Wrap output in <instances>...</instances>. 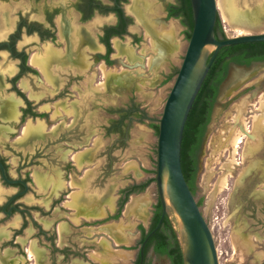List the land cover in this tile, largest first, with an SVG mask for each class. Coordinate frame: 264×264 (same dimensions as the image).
<instances>
[{
    "label": "flooded vegetation",
    "instance_id": "af4514ba",
    "mask_svg": "<svg viewBox=\"0 0 264 264\" xmlns=\"http://www.w3.org/2000/svg\"><path fill=\"white\" fill-rule=\"evenodd\" d=\"M183 7V0H0V264L34 261L24 246L23 233L30 221L32 237L42 234L50 243L54 264L57 251L65 258L79 252L56 245L55 236L38 221L40 214L35 216L34 209H42L41 194L36 190L28 195L34 186L49 192L44 206L50 210L69 198L67 205L82 226L102 223L104 197L110 195L98 187L103 174L96 175L103 171L105 131L125 143L134 121L159 123L127 94L136 68L147 67V54L162 58L157 64L164 65L181 53V35L189 40ZM164 34L171 40L162 53ZM145 36L149 51L141 53L144 60L139 61L133 49ZM127 37L130 43L125 42ZM116 41L128 50L119 52ZM179 69L172 66L166 80ZM127 110L133 112L120 130ZM104 111L109 114L106 123ZM145 182L133 180L119 188L115 204L106 208L107 220L119 219L121 201L129 192V198L137 194L134 189ZM255 196L260 206L258 263L264 264V186ZM53 229L58 231L55 224ZM60 229L64 233L67 226ZM32 249L44 264L35 240ZM15 252L19 256L13 258Z\"/></svg>",
    "mask_w": 264,
    "mask_h": 264
},
{
    "label": "rangeland",
    "instance_id": "374dc122",
    "mask_svg": "<svg viewBox=\"0 0 264 264\" xmlns=\"http://www.w3.org/2000/svg\"><path fill=\"white\" fill-rule=\"evenodd\" d=\"M220 1L224 0H217V3L227 36L264 32V0H226L228 8L236 12L242 20L237 17L233 22L225 19ZM130 5L127 3L125 7L128 9ZM173 22L171 19L169 23ZM180 38H182L181 53L175 58V62L164 65H158L162 62L160 60L162 58L158 59L156 56L152 57V54H147L149 40L146 36L139 43V47L135 49L131 47L135 52L136 60H144L141 53L147 54L148 57L147 67L136 68L133 74L135 82H132L127 95L133 96L138 103L144 105L148 114L155 120L160 119L162 115L176 77L167 81L166 75L172 72V66L180 67L187 49L188 40L185 35H181ZM125 42L130 43L131 38L127 37ZM167 45L161 40L162 53L167 50ZM123 50L127 51L128 48L124 46ZM120 56L127 62L132 61L127 54ZM151 61L156 62L154 67ZM263 76L264 69H261L245 86L222 102L218 107L217 119L199 152L196 198L197 200L203 198L201 209L215 236L220 264H259L256 231L257 210L260 206L256 203L255 195L257 189L264 186ZM260 80L261 85L256 86ZM125 84L128 85V81ZM103 116L106 123L109 114L104 111ZM150 122L134 121L125 143L118 140L117 134H109L105 131L104 166L103 171L99 170L96 176L103 174L100 184L98 181V187L110 197H104L101 224L90 225L91 222H88V226H82L73 215L76 211L67 205L69 198L57 203L55 208L50 210L49 206H44L47 204L45 199L49 192L42 193L34 186V190L32 189L28 194L31 195L36 190L41 194L38 201L43 210L37 212L34 209L35 216L40 214L38 221L44 229L55 236L56 245L79 250L78 254H71L66 258L63 253L57 251L56 264H133L137 259L141 239L138 226L142 224L146 229L150 227L153 205L158 200L156 181L151 182L138 197L132 196L128 199L119 219L107 220L106 208L111 209L110 204L113 201L115 204L116 192L122 186L133 180H141L144 176L152 178L156 176L158 133ZM240 131L244 134L239 142L238 152H235L233 140L241 133ZM144 133H147L148 137H143ZM140 169L145 171L148 169L149 173L142 174ZM143 195H146L147 200L144 210L137 208L127 212L128 204L134 198L142 199ZM145 213L146 219L143 217ZM89 219L91 218L88 217ZM92 222L94 223L95 220ZM54 224L57 232L53 229ZM62 224L67 226V231L64 233L60 229ZM32 228L33 223L30 221L23 233L24 238L27 239L24 246L29 248L28 257L35 240L43 263L54 264L50 243L42 234L32 237L30 232ZM95 233H100V238L94 235ZM16 256H19V252H15L13 258ZM36 256H33L34 261L25 264H41ZM148 259L151 264H171L167 256L156 254L152 249L149 251Z\"/></svg>",
    "mask_w": 264,
    "mask_h": 264
},
{
    "label": "water",
    "instance_id": "95a60500",
    "mask_svg": "<svg viewBox=\"0 0 264 264\" xmlns=\"http://www.w3.org/2000/svg\"><path fill=\"white\" fill-rule=\"evenodd\" d=\"M191 5L194 22L192 34L159 119L156 183L162 205V218L169 216L175 225L184 264H220L213 231L183 172L181 149L184 129L195 99L220 50L234 44L264 41V32L219 39L215 30L219 15L217 0H191ZM261 69H264V62L250 65L234 61L229 63L227 75L219 85L212 118L201 148L217 119L218 107ZM259 85L261 80L256 83V86ZM145 242L140 251L142 259Z\"/></svg>",
    "mask_w": 264,
    "mask_h": 264
},
{
    "label": "trees",
    "instance_id": "16d2710c",
    "mask_svg": "<svg viewBox=\"0 0 264 264\" xmlns=\"http://www.w3.org/2000/svg\"><path fill=\"white\" fill-rule=\"evenodd\" d=\"M183 1L185 23L189 26L187 35L190 38L194 25L192 5L191 0ZM215 30L217 38H227L220 15H218ZM231 61L246 65L255 61H264V41L244 42L223 47L214 60L195 99L185 125L181 149L183 172L195 197L198 194L199 152L207 126L212 118L213 107L216 103L219 92V85L226 77L229 63ZM168 79L170 80L171 77ZM125 112L126 114L122 115L121 120L119 121L120 130L124 119L128 118L133 111L127 110ZM152 126L158 133L159 123H153ZM153 181H156V176L140 186H136L134 191L141 192L145 190V188ZM130 194L131 193L129 192L121 201L120 211L116 215V218L121 216L123 207L128 201ZM198 203L201 207L203 204V198L199 199ZM140 230L142 233L140 246L146 241L144 246L145 259L141 262V256L138 254L135 264H151L148 259V254L151 249L159 255L167 256L170 259L171 264H184L183 253L175 225L169 216L165 215L162 218V205L159 198L155 205L150 227L146 229L143 225H140Z\"/></svg>",
    "mask_w": 264,
    "mask_h": 264
},
{
    "label": "bare ground",
    "instance_id": "6f19581e",
    "mask_svg": "<svg viewBox=\"0 0 264 264\" xmlns=\"http://www.w3.org/2000/svg\"><path fill=\"white\" fill-rule=\"evenodd\" d=\"M219 4H220V6L222 7V10H223V13H224V15H225V19L228 21V22H233V21H235L236 19H237V17H238V19L240 20V21H242L241 20V17L240 16H237V13L236 12H232L229 8H228V2H226V0H224V1H220L219 2ZM234 14H236V16L234 15ZM164 35H166V34H164ZM165 43H167L168 45L167 46H169L170 45V40H171V35L170 34H167L163 39H162ZM115 44H116V48L118 49V51L119 52H123L124 50V46L120 43V42H118V41H116L115 42ZM123 50V51H122ZM104 74L105 75H107V73H106V69L104 68ZM241 133L240 134H238V136H236L235 138H234V140H233V145H234V151L235 152H238V147H239V142L241 141V139H242V135L244 134L243 133V131H240ZM35 252H34V250H30V255H31V257L33 256V255H36V254H34ZM5 257V256H4ZM35 259V258H34ZM38 260V259H37ZM25 264V263H24Z\"/></svg>",
    "mask_w": 264,
    "mask_h": 264
},
{
    "label": "crops",
    "instance_id": "0c3cea01",
    "mask_svg": "<svg viewBox=\"0 0 264 264\" xmlns=\"http://www.w3.org/2000/svg\"><path fill=\"white\" fill-rule=\"evenodd\" d=\"M143 137H148V135H147V133H144V135H143ZM145 168H146V166H145ZM141 170V172H142V174H146L147 172L149 173V171H145V170H143V169H140ZM143 170V171H142ZM146 172V173H145ZM147 173V174H148ZM152 177H150V176H147V177H143L141 180H136L137 182H140V181H148V180H150ZM148 187V186H147ZM146 187V188H147ZM145 188V189H146ZM144 191V190H143ZM142 191V192H143ZM142 192H138L137 194H133L132 196L133 197H138L139 195H140V193H142ZM131 196V197H132ZM145 197H146V195H143V197H142V199L140 198V199H137V198H134L133 199V201L132 202H130L129 204H128V207H127V212H130V211H132V210H135V209H139V208H142L141 210H144L143 208L145 207V203H147V200L145 199ZM146 215V216H145ZM143 217H145V219L147 218V214L145 213V214H143Z\"/></svg>",
    "mask_w": 264,
    "mask_h": 264
}]
</instances>
